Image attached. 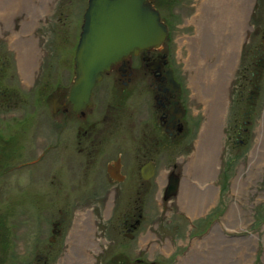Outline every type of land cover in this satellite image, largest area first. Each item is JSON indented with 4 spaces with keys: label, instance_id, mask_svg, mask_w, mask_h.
Masks as SVG:
<instances>
[{
    "label": "rangeland",
    "instance_id": "374dc122",
    "mask_svg": "<svg viewBox=\"0 0 264 264\" xmlns=\"http://www.w3.org/2000/svg\"><path fill=\"white\" fill-rule=\"evenodd\" d=\"M87 1L0 0V264H59L78 213L83 212L93 215L99 240L94 264H177L190 243H204L229 211L230 222L220 230L224 243H242L243 256L234 254V264H264V0H252L228 84L221 152L208 181L216 188L215 200L195 217L181 210L177 198L184 163L204 121L201 103L190 87L192 71L185 63L186 39L195 35L191 18L201 0H150L168 26L169 39L163 46L182 87L180 105L186 114L172 158L159 159L156 167L159 175L171 170L180 179L176 194L164 199L168 179L161 183L140 178L141 147L133 136L119 150L123 174L130 178L114 184L109 179L110 190L107 183L97 187L84 177L72 184L65 170L58 173V159L49 163V146L56 143L52 128L61 126L51 103L54 93L72 84ZM10 30L24 43L32 32L40 48L27 82L17 62L25 46L19 50ZM135 84L142 86L140 80ZM147 114L143 107L129 125L132 133L142 127ZM135 149L138 157L132 162ZM103 176L100 183L108 179L105 171ZM234 185L239 190H233ZM149 233V244H142ZM164 245H169L168 251H162Z\"/></svg>",
    "mask_w": 264,
    "mask_h": 264
},
{
    "label": "flooded vegetation",
    "instance_id": "af4514ba",
    "mask_svg": "<svg viewBox=\"0 0 264 264\" xmlns=\"http://www.w3.org/2000/svg\"><path fill=\"white\" fill-rule=\"evenodd\" d=\"M168 39L169 30L166 41ZM163 44L160 48H146L137 55L131 54L102 73L101 80L91 92L90 104L79 112H74L68 101L70 86L54 93L51 113L60 118L61 126L58 124L52 128L51 140L56 143L49 146L48 160L52 165L58 159L57 165L61 166L58 173L65 170L72 177V184L80 177L90 179L97 187L99 184L105 187L106 183L109 187L111 182L124 183L130 177L123 174L125 162L119 150L124 140L132 141V136L141 147L138 160L142 163L140 178L143 166L151 165L152 168V176L143 181L159 179L164 182L168 179L169 183L171 175L178 178L171 170L161 175L156 171L159 159L168 161L172 158L174 144L185 130L182 120L185 113L180 105L182 87L169 67ZM168 71H171L176 85H180L178 90L170 85ZM138 80L142 86L135 84ZM143 107L148 109V114L142 127L132 133L129 125L136 122ZM178 111L182 113L181 118L177 116ZM56 146H59L57 153ZM127 155L128 152L124 151V157ZM137 157L135 149L130 160L134 162ZM128 166L131 167L132 163ZM103 171L108 179L100 183L104 178ZM111 188L113 186L109 190ZM134 229L135 226L132 230L127 228L128 232ZM129 236L133 238L131 234Z\"/></svg>",
    "mask_w": 264,
    "mask_h": 264
},
{
    "label": "bare ground",
    "instance_id": "6f19581e",
    "mask_svg": "<svg viewBox=\"0 0 264 264\" xmlns=\"http://www.w3.org/2000/svg\"><path fill=\"white\" fill-rule=\"evenodd\" d=\"M251 3L252 0H201L195 4L191 18L195 35L186 39L189 55L185 63L192 71L190 87L193 97L201 103L204 121L194 150L184 163L185 176L177 198L181 210L190 217L203 213L215 200L216 188L208 181L221 152L228 84L245 39ZM10 39L17 41L18 48L25 46L18 53L17 62L21 77L27 82L39 56L37 40L29 32L24 43L14 30H10ZM233 190L239 187L234 185ZM230 215L229 211L204 243H190L188 253L177 264H234V254L241 258L242 243H224L220 230V226L230 222ZM95 230L91 212L78 213L59 264H94L100 248ZM150 240L149 233L142 238V244L147 245ZM212 241L220 243H208ZM168 246L164 245L162 251H168Z\"/></svg>",
    "mask_w": 264,
    "mask_h": 264
},
{
    "label": "water",
    "instance_id": "95a60500",
    "mask_svg": "<svg viewBox=\"0 0 264 264\" xmlns=\"http://www.w3.org/2000/svg\"><path fill=\"white\" fill-rule=\"evenodd\" d=\"M168 27L150 0H88L74 56V78L68 101L74 112L90 104V94L102 73L131 54L146 48H160ZM153 70V69H152ZM170 85H178L168 71ZM178 118L182 117L177 112ZM142 179L152 176L151 165L140 170ZM179 180L170 176L164 199L176 194Z\"/></svg>",
    "mask_w": 264,
    "mask_h": 264
},
{
    "label": "trees",
    "instance_id": "16d2710c",
    "mask_svg": "<svg viewBox=\"0 0 264 264\" xmlns=\"http://www.w3.org/2000/svg\"><path fill=\"white\" fill-rule=\"evenodd\" d=\"M158 7H159V8H162V6H161V5H158ZM2 240H4V239L2 238Z\"/></svg>",
    "mask_w": 264,
    "mask_h": 264
}]
</instances>
